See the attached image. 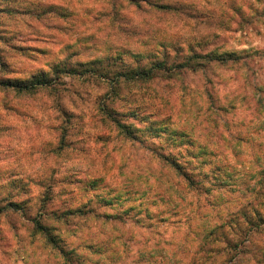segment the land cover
Wrapping results in <instances>:
<instances>
[{
  "label": "rangeland",
  "instance_id": "374dc122",
  "mask_svg": "<svg viewBox=\"0 0 264 264\" xmlns=\"http://www.w3.org/2000/svg\"><path fill=\"white\" fill-rule=\"evenodd\" d=\"M0 264H264V0H0Z\"/></svg>",
  "mask_w": 264,
  "mask_h": 264
},
{
  "label": "trees",
  "instance_id": "16d2710c",
  "mask_svg": "<svg viewBox=\"0 0 264 264\" xmlns=\"http://www.w3.org/2000/svg\"><path fill=\"white\" fill-rule=\"evenodd\" d=\"M197 58H198L197 55H192L191 58L188 60V62L186 64H184V66L187 65L188 67H191L193 69H197V66L200 65V62ZM201 58H204V57H201ZM215 59H216V57L214 55L210 54L209 56H207V62H211ZM221 59H223V58H221ZM191 60L196 61L197 64H192L193 62H190ZM161 65H162L161 61H157L156 65L155 66L153 65L149 69L137 70L136 72L132 73V75H128L127 73H125V76L128 79H144V78L150 77L154 71V68L155 67L157 68L158 66H161ZM48 81L49 80H47L46 76L37 77L35 80L28 82L25 86H23L22 89L32 90L36 87L44 86V85L48 84ZM127 132L130 133V130L128 127L126 128V133ZM78 211L80 212L81 209H79ZM43 229H47V228L45 227ZM48 237L51 241H54V238L51 234H48Z\"/></svg>",
  "mask_w": 264,
  "mask_h": 264
}]
</instances>
